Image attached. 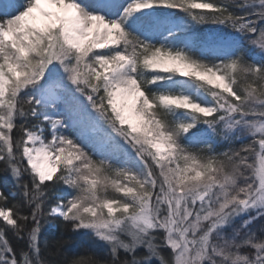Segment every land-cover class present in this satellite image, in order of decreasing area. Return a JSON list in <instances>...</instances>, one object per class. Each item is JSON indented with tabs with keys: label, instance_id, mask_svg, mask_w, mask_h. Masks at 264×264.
Listing matches in <instances>:
<instances>
[{
	"label": "snow or ice",
	"instance_id": "1",
	"mask_svg": "<svg viewBox=\"0 0 264 264\" xmlns=\"http://www.w3.org/2000/svg\"><path fill=\"white\" fill-rule=\"evenodd\" d=\"M0 163V264H264V0H0Z\"/></svg>",
	"mask_w": 264,
	"mask_h": 264
},
{
	"label": "trees",
	"instance_id": "2",
	"mask_svg": "<svg viewBox=\"0 0 264 264\" xmlns=\"http://www.w3.org/2000/svg\"><path fill=\"white\" fill-rule=\"evenodd\" d=\"M182 15V13H177ZM203 30L207 29V26H202ZM215 30V29H213ZM224 32H228V29H223ZM203 127V126H201ZM10 174V172L4 170L3 163H0V190L7 192H17L16 185L4 182V176ZM20 197H16V201H19ZM12 201V202H16ZM259 222H257V227ZM43 240L47 242L48 248L57 252L58 250L62 254H66L68 257H72L77 254H86L90 252H96L98 255H102V252H98L91 246V238L84 237L82 235L73 234L68 231L65 224L55 219L50 224H46L43 232ZM62 243L63 247L58 248V245ZM167 255V253H165Z\"/></svg>",
	"mask_w": 264,
	"mask_h": 264
},
{
	"label": "rangeland",
	"instance_id": "3",
	"mask_svg": "<svg viewBox=\"0 0 264 264\" xmlns=\"http://www.w3.org/2000/svg\"><path fill=\"white\" fill-rule=\"evenodd\" d=\"M205 30H207V29H205ZM4 182H5L6 184H7V183H11V184L16 185V184H15V181H14V179H13V177L11 176V174H8V175L4 176Z\"/></svg>",
	"mask_w": 264,
	"mask_h": 264
}]
</instances>
